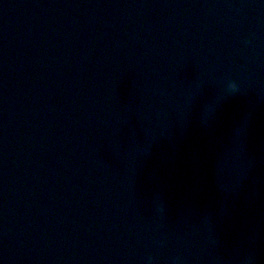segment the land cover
<instances>
[{
    "label": "water",
    "instance_id": "95a60500",
    "mask_svg": "<svg viewBox=\"0 0 264 264\" xmlns=\"http://www.w3.org/2000/svg\"><path fill=\"white\" fill-rule=\"evenodd\" d=\"M0 264H264V0H0Z\"/></svg>",
    "mask_w": 264,
    "mask_h": 264
},
{
    "label": "clouds",
    "instance_id": "9594fccd",
    "mask_svg": "<svg viewBox=\"0 0 264 264\" xmlns=\"http://www.w3.org/2000/svg\"><path fill=\"white\" fill-rule=\"evenodd\" d=\"M231 82H232V85H233V91L234 92L239 91V85H238V83L235 80H231Z\"/></svg>",
    "mask_w": 264,
    "mask_h": 264
}]
</instances>
